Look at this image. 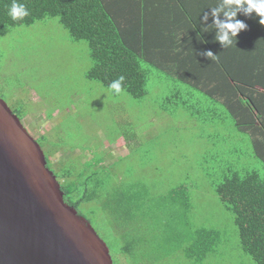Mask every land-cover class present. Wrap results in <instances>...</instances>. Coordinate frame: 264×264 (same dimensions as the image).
<instances>
[{
	"label": "rangeland",
	"instance_id": "obj_1",
	"mask_svg": "<svg viewBox=\"0 0 264 264\" xmlns=\"http://www.w3.org/2000/svg\"><path fill=\"white\" fill-rule=\"evenodd\" d=\"M92 66L89 44L73 41L56 18L0 30V96L44 155L58 152L68 163L73 155L78 168L109 164L125 183L141 182L149 192L140 232L132 237L143 241L136 263L121 254V233L102 213L83 212L110 247L114 264H256L241 249L234 216L213 188L230 170L255 169L264 178L262 162L253 157L249 139L231 116L196 90L191 98L177 95L175 83L155 68L148 95L135 98L87 80ZM35 116L44 129L32 128ZM182 183L189 185L193 211L190 217L180 211L170 219L160 200ZM166 219L172 228L168 233ZM199 226L220 232L215 251L202 263L185 251L186 235Z\"/></svg>",
	"mask_w": 264,
	"mask_h": 264
},
{
	"label": "trees",
	"instance_id": "obj_2",
	"mask_svg": "<svg viewBox=\"0 0 264 264\" xmlns=\"http://www.w3.org/2000/svg\"><path fill=\"white\" fill-rule=\"evenodd\" d=\"M16 2L23 4L29 15L12 20L9 9L13 0H0V30L58 19L73 41L89 44L93 66L86 75L87 80L109 90V84L123 75V92L135 98L148 95L151 68L157 69L175 83L177 95L183 92L191 98L196 95L193 93L196 90L213 104L223 107L249 139L253 157L264 166V26L258 23L255 13L249 20L250 28L239 33L237 42L227 48L215 42L216 33L209 38L203 31H197V35H203L204 46L198 51L194 49L193 57L188 58L194 61L191 62L178 58L173 61L169 57L171 51L181 52L180 47L174 50V37L180 39L181 35H172V25L188 19L192 26L200 27L198 14H194L188 0ZM157 44L164 46L161 53L156 51ZM203 50H211L218 55V60H208L206 64L201 55ZM35 123H39L36 116ZM38 125L44 129L43 123ZM40 138L44 140L45 134ZM44 156L48 168L52 170L51 164L56 169L53 174L62 186L66 202L83 217V212L88 215L102 213L115 232L121 233V254L134 263L139 262L142 237H132L140 232L143 203L149 200V192L141 182L125 183L124 177L111 172L109 164L81 163L78 168V164H72L77 162L73 155L67 160L70 163L60 160L62 157L58 152ZM213 188L220 202L234 216L241 249L256 264H264V178L261 173L255 169H247L245 173L230 170ZM160 201L169 211L170 219L180 211L190 217L193 211L190 188L185 183L171 188ZM164 226V232L172 231L168 219ZM219 241V230L195 227L186 235V255L190 260L202 263L215 251Z\"/></svg>",
	"mask_w": 264,
	"mask_h": 264
},
{
	"label": "water",
	"instance_id": "obj_3",
	"mask_svg": "<svg viewBox=\"0 0 264 264\" xmlns=\"http://www.w3.org/2000/svg\"><path fill=\"white\" fill-rule=\"evenodd\" d=\"M41 148L0 96V264H114Z\"/></svg>",
	"mask_w": 264,
	"mask_h": 264
},
{
	"label": "clouds",
	"instance_id": "obj_4",
	"mask_svg": "<svg viewBox=\"0 0 264 264\" xmlns=\"http://www.w3.org/2000/svg\"><path fill=\"white\" fill-rule=\"evenodd\" d=\"M223 6H226L229 10L224 11L225 19H220V12L223 11V7L215 6L210 8V12H205L201 17L202 30L207 31V21L209 15L213 20V25L216 28V35L214 40L217 41L222 48L230 47L237 42L238 34L248 29V25L240 19H237L238 13H242L245 17L254 18L258 17V23L264 26V0H223ZM9 15L12 20H19L29 15L27 8L16 0L9 9ZM206 59L210 61L218 60V55L214 54L211 50H205L201 53ZM125 77L121 75L118 79L112 81L108 88L116 95H120L124 88L122 87Z\"/></svg>",
	"mask_w": 264,
	"mask_h": 264
},
{
	"label": "crops",
	"instance_id": "obj_5",
	"mask_svg": "<svg viewBox=\"0 0 264 264\" xmlns=\"http://www.w3.org/2000/svg\"><path fill=\"white\" fill-rule=\"evenodd\" d=\"M188 1L191 3V8H192V11L194 12V14H196V13L198 14L199 21H201V17L205 12H210V8H213L215 6L223 7V11L220 12V19H222V20L225 19L224 11L229 10L226 6H223V0H188ZM176 11L177 10H173V12H176ZM237 17H238V19L243 20L248 25V28H250V23H249L250 18L245 17L244 15H242V13H238ZM199 25L201 28L198 26L194 27V26H192L191 20L183 19L179 23H176V24L172 25V27H170L172 35H173V33L181 35L180 39L178 37L173 36L175 43H176L174 50H176V47H180L181 52H177V51L172 52L171 51L169 53V57L171 60L175 61L178 58L181 60L187 59V61L194 62L193 60L188 59V58L193 57L195 48L198 51L204 46L203 41H202L203 35H197L196 34L197 31H203L202 25L200 23H199ZM207 26H208L207 31L206 32L203 31V33L207 37L211 38L214 35V33H216V31H217L215 26L213 25V20H212L211 15H209V18L207 21ZM198 33H200V32H198ZM210 33H211V35H210ZM215 42H217V41H215ZM161 47H164V46L161 44ZM161 47L159 44H157L156 51L161 53V49H162ZM203 51H205V50H203ZM204 59H205V63L207 64L208 59H206L205 57H204ZM205 74L207 77V73H205ZM205 84H207V79L205 80ZM38 124H40V123H37V125H36V123L32 124V128L34 130L39 128Z\"/></svg>",
	"mask_w": 264,
	"mask_h": 264
},
{
	"label": "flooded vegetation",
	"instance_id": "obj_6",
	"mask_svg": "<svg viewBox=\"0 0 264 264\" xmlns=\"http://www.w3.org/2000/svg\"><path fill=\"white\" fill-rule=\"evenodd\" d=\"M115 263V262H114Z\"/></svg>",
	"mask_w": 264,
	"mask_h": 264
}]
</instances>
